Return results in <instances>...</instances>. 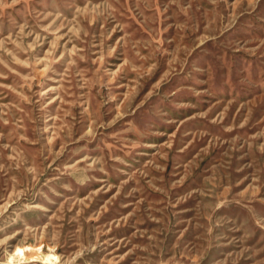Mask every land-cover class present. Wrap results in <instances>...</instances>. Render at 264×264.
Returning a JSON list of instances; mask_svg holds the SVG:
<instances>
[{"label": "rangeland", "instance_id": "obj_1", "mask_svg": "<svg viewBox=\"0 0 264 264\" xmlns=\"http://www.w3.org/2000/svg\"><path fill=\"white\" fill-rule=\"evenodd\" d=\"M0 264H264V0H0Z\"/></svg>", "mask_w": 264, "mask_h": 264}, {"label": "bare ground", "instance_id": "obj_2", "mask_svg": "<svg viewBox=\"0 0 264 264\" xmlns=\"http://www.w3.org/2000/svg\"><path fill=\"white\" fill-rule=\"evenodd\" d=\"M19 246H20V245H19ZM25 247H26V246H25ZM21 248H22V247H17V249L15 248V249L18 251V253L20 254L21 258H22V257H23V258H24V257H25V258H27V257L29 258V257H33V256H34V255H29V254H28L29 256H26V253H25V251H24L25 249H24V248L21 249ZM28 251H29V250H28ZM33 252H34V251H33ZM35 252H36V251H35ZM39 252H40V251H39ZM16 253H17V252H16ZM37 253H38V252H37ZM40 253H41V252H40ZM41 254H42V253H41ZM49 257H50V256H49ZM49 257H47V258H49ZM44 259H45V258H44Z\"/></svg>", "mask_w": 264, "mask_h": 264}]
</instances>
